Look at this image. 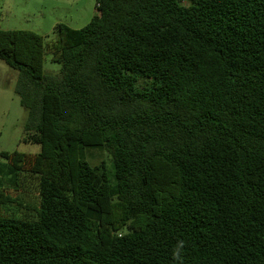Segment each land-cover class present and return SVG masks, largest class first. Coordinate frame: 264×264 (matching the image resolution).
<instances>
[{
  "label": "trees",
  "instance_id": "trees-1",
  "mask_svg": "<svg viewBox=\"0 0 264 264\" xmlns=\"http://www.w3.org/2000/svg\"><path fill=\"white\" fill-rule=\"evenodd\" d=\"M97 3L52 43L0 29L41 145L0 152L39 190L0 186V206L36 213L0 216V264H264V0Z\"/></svg>",
  "mask_w": 264,
  "mask_h": 264
},
{
  "label": "rangeland",
  "instance_id": "rangeland-1",
  "mask_svg": "<svg viewBox=\"0 0 264 264\" xmlns=\"http://www.w3.org/2000/svg\"><path fill=\"white\" fill-rule=\"evenodd\" d=\"M97 0H0V29L32 31L42 35L47 43L56 39V26L63 23L72 29L87 26L97 13ZM61 65L53 61L51 54L45 55L44 71L56 75ZM18 72L0 60V152H21L35 155L41 152V145L25 142L27 111L16 93ZM88 161L93 165L102 163L110 169V156L103 149H88ZM8 162L0 157V186L15 188L20 183L18 194L26 202L38 204V180L29 174L15 177ZM0 216H15L33 220L32 209L15 205L0 206Z\"/></svg>",
  "mask_w": 264,
  "mask_h": 264
},
{
  "label": "clouds",
  "instance_id": "clouds-1",
  "mask_svg": "<svg viewBox=\"0 0 264 264\" xmlns=\"http://www.w3.org/2000/svg\"><path fill=\"white\" fill-rule=\"evenodd\" d=\"M184 242L183 241H179L177 244V248L173 253V256L175 259H179L180 258V252L179 249H181L183 247Z\"/></svg>",
  "mask_w": 264,
  "mask_h": 264
},
{
  "label": "built area",
  "instance_id": "built-area-1",
  "mask_svg": "<svg viewBox=\"0 0 264 264\" xmlns=\"http://www.w3.org/2000/svg\"><path fill=\"white\" fill-rule=\"evenodd\" d=\"M97 5L99 6V4H98V3H97ZM97 5H96V6H97Z\"/></svg>",
  "mask_w": 264,
  "mask_h": 264
}]
</instances>
